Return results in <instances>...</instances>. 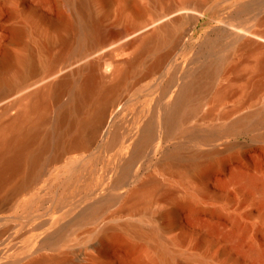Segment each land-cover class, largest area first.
<instances>
[{"label":"bare ground","instance_id":"bare-ground-1","mask_svg":"<svg viewBox=\"0 0 264 264\" xmlns=\"http://www.w3.org/2000/svg\"><path fill=\"white\" fill-rule=\"evenodd\" d=\"M93 1L77 0L75 22H64L76 29L74 41L73 35H48L38 64L31 53L14 57L18 66L14 77L0 89V101L14 96L10 104L0 107L3 114L10 106V115L0 120V245L10 244V218L18 206L27 216L46 202L56 201L59 189L63 197L56 205L59 213L49 215L43 223L49 226L40 232L50 233V237L38 238L29 252L54 251L77 236L83 226L96 227L113 202L128 204L127 209L132 210L147 207L163 188L162 178L151 173L127 191L120 189L135 179L139 165L158 148L164 134L174 137L181 133L173 139V148L160 161L157 172L171 165L181 175L193 173L203 178L218 158L210 141L226 138L231 144L236 131L264 124V96H257L264 89V0H237L233 3L235 16H222V31L232 41L228 54L201 62L193 58L184 65L173 57L185 44L188 28L174 35V25L182 17L174 16L178 10L174 5L134 23L130 31H109L93 19ZM201 3L185 0L179 9L191 12L190 18L195 20L203 10ZM251 11L258 13L246 15ZM114 43L112 50L103 53ZM55 44L63 48L52 53ZM232 51L243 57L240 99L234 97L246 110L237 103L219 112L217 107L221 109L233 97L236 83L229 76L239 67L236 57L231 58ZM149 52L154 57L139 72L138 65ZM118 54L124 57L116 58ZM161 70L168 75L157 95L147 99L142 109L129 110L130 96L138 97L141 92H133L135 86ZM154 85L150 81L146 87ZM63 94L66 99L61 101ZM204 105L208 109L203 112ZM214 118L223 122L216 128L197 130L198 120L208 123ZM184 147L188 148L185 152ZM112 156L116 175L101 187L104 175L100 168ZM78 168L81 175H77ZM103 189L116 192L104 195ZM7 246L0 248V263ZM59 261L55 253L40 254L35 260ZM9 262L10 258L4 260V264Z\"/></svg>","mask_w":264,"mask_h":264},{"label":"rangeland","instance_id":"rangeland-1","mask_svg":"<svg viewBox=\"0 0 264 264\" xmlns=\"http://www.w3.org/2000/svg\"><path fill=\"white\" fill-rule=\"evenodd\" d=\"M76 1L0 0V89L4 82L14 77L18 67L13 62L14 57L31 53L38 64L44 57L42 50H46L44 42L48 35H73V41L75 40L76 29L65 26L64 22H75ZM184 1L94 0L90 11L93 19L106 30L130 31L134 23L147 20L156 11L174 5L175 9H178L173 12L174 14L177 11L174 16H182L174 25V35L188 28L184 37L185 44L176 50L173 57L175 61L184 65L189 59L194 58L201 62L203 59H218L222 54H228L232 49V41L222 31L221 18L227 14L235 16L233 3L237 0H193L202 2L203 6L201 14L196 15L195 20L190 18L191 12L179 9ZM257 13L251 11L246 15ZM115 45L114 43V46H107L103 53L109 52ZM165 47L164 44L160 49ZM62 48L63 45L55 44L51 51L58 52ZM115 57L124 55L118 54ZM153 57L152 52L142 57L138 65L139 72L143 71ZM235 57L238 67L243 57L232 51L231 58ZM240 68L241 66L229 75L236 81L235 86L238 89L243 74V69L239 70ZM237 69L241 74L237 73ZM177 74L181 75V71ZM233 74L235 76H232ZM167 75L168 71L166 73L161 70L136 85L133 92H141L138 97L130 96L132 100L128 102V109H142L140 106L145 105L147 99L157 95L159 86ZM150 81H155V85L147 88L146 85ZM237 87L232 88L233 93L230 96L233 97H228L221 109L217 107L219 112L233 105H239L238 108L242 109L243 106L238 102L240 89ZM260 93L257 96H264V89ZM11 97L9 95L1 99L0 107L10 104L14 96ZM132 97L135 98L134 101ZM65 99L66 95L63 94L60 100ZM207 106L204 105L203 112L208 109ZM7 115H10V106L5 113H0V120ZM137 116L139 119L141 113ZM222 122L215 118L208 123L198 120L197 130L216 128V125ZM262 132L264 124L236 131L231 137V144L226 138L210 141V145L217 149L219 162L216 161L215 167L213 165L203 178L193 173L181 175L179 168L171 165L157 172L158 164L173 148V139L181 133L174 137L164 134L160 138L158 148L150 152L139 165L135 179L132 178L120 189L127 191L147 175L154 173L164 181L163 188L155 194L152 202L138 210L127 209L128 204L113 202L103 213L100 224L96 227L90 224L83 226L77 230V236L57 245L54 251L42 249L29 252L38 238L50 237V233L40 232L49 226L43 224L45 219L50 217L49 215L59 213L56 205L63 200L59 192L60 187L56 201L46 202L44 207L28 213L27 216L22 214L18 206L16 214L10 218V244L6 241L0 245V248L8 245L0 264H4L6 258H10L7 264H47L37 263L35 260L40 254L54 253L60 259L55 264H264ZM187 149L184 147L182 150L185 152ZM94 160L96 161L92 158V162ZM115 162V157H108L101 166L100 173L104 175L101 187L113 181L116 172H113L112 167ZM80 170L82 169L78 168L77 175L82 174ZM52 182L56 183V180L53 179ZM102 192L109 195L116 190L103 189ZM97 199L92 203H96ZM16 245H20L19 248H16Z\"/></svg>","mask_w":264,"mask_h":264}]
</instances>
